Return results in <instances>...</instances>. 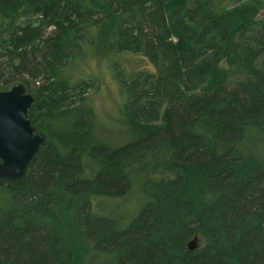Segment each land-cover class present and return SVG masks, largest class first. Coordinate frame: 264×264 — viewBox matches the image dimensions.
Segmentation results:
<instances>
[{
  "label": "trees",
  "instance_id": "trees-1",
  "mask_svg": "<svg viewBox=\"0 0 264 264\" xmlns=\"http://www.w3.org/2000/svg\"><path fill=\"white\" fill-rule=\"evenodd\" d=\"M262 11L264 0H0V92L23 83L48 136L23 182L0 176V264H264ZM128 55L153 70H127ZM95 57L137 133L116 149L91 142L96 80L71 76Z\"/></svg>",
  "mask_w": 264,
  "mask_h": 264
},
{
  "label": "rangeland",
  "instance_id": "rangeland-1",
  "mask_svg": "<svg viewBox=\"0 0 264 264\" xmlns=\"http://www.w3.org/2000/svg\"><path fill=\"white\" fill-rule=\"evenodd\" d=\"M258 18H264V11H262ZM52 27L48 29V32ZM261 27L257 28V34ZM254 42L259 48H262L263 53L258 58L260 66H264V32ZM125 68L127 70H153V66L147 62L146 59L137 55L124 56ZM128 66V67H127ZM221 70H227L229 63L222 61L219 65ZM71 76L85 77L95 79L97 85L87 90L84 97L87 98V104L90 107V137L93 145L106 146L111 149L119 148L129 141L137 137V133L132 129L131 120L126 116L124 110V96L120 90L108 61L104 58H87L81 62L72 72ZM42 83V80H39ZM39 84V82H37ZM50 122V121H49ZM131 123V124H130ZM61 134L66 135L68 129H64L60 124ZM48 133V132H47ZM141 201L136 195H130L125 199L118 201V209L125 215H131L139 206ZM115 205V202L112 206ZM128 220V219H126ZM196 239V246L203 244V239L199 236L194 237L190 242ZM190 244V243H189Z\"/></svg>",
  "mask_w": 264,
  "mask_h": 264
},
{
  "label": "water",
  "instance_id": "water-1",
  "mask_svg": "<svg viewBox=\"0 0 264 264\" xmlns=\"http://www.w3.org/2000/svg\"><path fill=\"white\" fill-rule=\"evenodd\" d=\"M35 97L23 83L0 92V176L11 184L23 182L30 164L48 136L32 124L29 109ZM196 246V239L189 249Z\"/></svg>",
  "mask_w": 264,
  "mask_h": 264
}]
</instances>
